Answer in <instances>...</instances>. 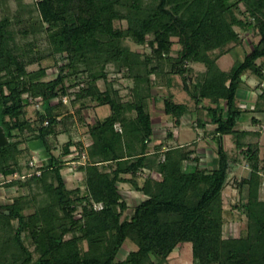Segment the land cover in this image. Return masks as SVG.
<instances>
[{"label":"trees","instance_id":"1","mask_svg":"<svg viewBox=\"0 0 264 264\" xmlns=\"http://www.w3.org/2000/svg\"><path fill=\"white\" fill-rule=\"evenodd\" d=\"M239 30L260 40L223 71L219 60L230 54L231 45L242 43ZM127 40L147 45L151 54L131 50ZM175 42L181 47L177 57L172 55ZM48 59L55 61L54 74L43 66ZM260 60L264 0H0V119L12 140L0 148V188L33 190L36 184L45 195L39 203L34 193L11 203L0 198V264H171L187 245L193 264H264V160L259 142H245L261 139L263 131L238 128L245 112L264 114ZM36 64L39 69L29 70ZM192 64L206 67L195 81ZM110 67L133 80L131 100L125 101L110 82ZM172 75L183 78L184 90L197 105L210 103L205 107L209 120L197 118L192 126H216L209 133L217 156L213 167L202 166L196 151L185 145L167 148L163 160V143L149 151L155 134L152 90L171 89ZM246 77L258 81L249 110L239 101ZM64 98L72 108L109 106L111 113L88 126L89 145L70 138L57 157L49 138L71 136L68 115L60 111L64 106L69 111ZM163 102L174 129L195 114L173 95ZM37 104L31 120L28 109ZM260 123L254 116L252 125ZM228 137L235 139L249 172L237 182L239 190L248 191L246 201L236 206L246 217V233L226 238L224 191L242 163L226 149ZM36 140L50 157L34 173L22 175L20 146ZM71 163L83 174L86 191L68 187L62 171ZM120 183H130L145 196L126 218L129 205ZM32 203L34 212L27 215ZM96 204L102 209L96 210ZM129 242L136 249L120 259Z\"/></svg>","mask_w":264,"mask_h":264},{"label":"rangeland","instance_id":"2","mask_svg":"<svg viewBox=\"0 0 264 264\" xmlns=\"http://www.w3.org/2000/svg\"><path fill=\"white\" fill-rule=\"evenodd\" d=\"M24 1L26 3L35 2V0ZM241 7L242 9H244L242 5ZM121 26L126 27V23L121 24ZM240 33L242 43L237 45H231L230 48H232V51L230 52V54L219 60V66L223 71H229L236 62L242 61L246 53L251 52V50L253 49V45L260 40V36L254 35L253 32L247 34L245 32L240 31ZM174 41H177V39H174ZM175 43L176 44L173 46L172 55L174 57H177L178 51L181 49V47L177 42ZM125 44L129 46L133 51H138L145 55L151 54V49L147 45L138 46L131 40H127ZM263 62L264 60L259 61V63ZM43 66L48 67L51 74H54V72L56 71L55 61L52 59L45 60L43 62ZM188 67L193 69L191 74L192 81H195L201 75V73L206 71V67L202 64H192ZM39 68L40 66L36 64L30 67L29 70H37ZM165 69L167 71L170 70L169 66H166ZM109 71L111 73L110 82L115 81L114 86L121 92V95L125 101L131 100L133 98V80L128 79L121 74H116L115 69L113 67H110ZM52 77L53 76H51L50 78ZM170 78L173 80L172 88L168 89L166 86L155 87L152 90L153 98L149 100V109L153 116V126L155 128L153 143L150 145L149 151L153 152L155 146L163 143V160L167 148L174 147L177 145H185L188 146L186 150L196 151V155L201 158L202 166L213 167L215 164L214 161L217 156L214 151L215 142H213L212 135L209 133L213 132L216 126L209 124L206 126L205 129H198L196 125L194 126V128L192 126V120H195L197 118H200L204 121L209 120L205 107L208 106L210 103L209 101H204L201 104L202 106L197 105L196 101L192 99V97L188 94L187 91L184 90L183 78L174 75L170 76ZM246 80H248L247 77ZM247 83L241 85L239 91V101L243 108L249 110L253 109L257 99L256 93L254 91L258 86V81L254 78H251L248 80ZM100 87L101 89L105 90L106 85L103 81L100 82ZM170 95L174 96V99L177 103L188 104L191 107L192 111L195 113L192 116H185L183 120V125L180 129H174V121L170 116H168L164 112L163 99L169 98ZM64 103L68 107L69 113L67 112L65 106L62 107L60 111L68 115L67 127L70 130L71 136L64 134L61 135L58 139L54 137L49 138L51 154L57 157L62 156L64 146L70 138L74 139L75 141L82 140L87 145H89L91 141L90 138L87 136L88 126L96 122L98 119H103L109 116L111 113L109 106L97 107L96 105L91 104V107L87 108L85 107V105L80 104L76 108H72L68 99ZM28 112V118L31 120H35L38 112L37 107L30 106ZM254 116H257L261 121L258 127L252 125V119ZM238 128L241 130H253L254 128H256L263 131V136L261 139L257 137H249L246 139L245 142H259L261 146L260 157L262 160H264V114L254 115L252 113L245 112L242 115L241 121L238 124ZM117 129L120 131L121 126L117 125ZM170 133L173 134V138L171 140L168 138ZM224 144L233 159L238 158L242 162L241 165L235 168V170L231 173L228 184L224 191V207L226 219L224 236L228 238L229 236L238 237L239 235L246 233L247 230L246 217L241 214L240 210L237 209L236 206L246 201L248 194L247 188L242 192L237 188V182H240L243 178L248 176L249 167L247 163L243 161V156L238 151L235 139L233 137L225 138ZM20 148L23 150L21 162L24 168L22 175L34 173L36 168L42 166L44 161H46L50 157V153L46 151L42 141L40 140L24 143L20 146ZM72 158L73 157H70L69 159ZM27 164L31 165L30 169L26 168ZM62 174L64 178H66L69 188L72 189L76 187H81L83 191H86V188L82 183L83 174L77 170L76 163H71L70 165L65 167L62 171ZM15 177H18V175H15L14 177H9L8 179H14ZM155 177L159 178V175L156 174ZM145 178V175L140 176L138 183L142 185L144 183ZM0 180L2 181L4 180V178L0 177ZM119 188L121 189L123 196L129 205V210L125 213L124 217H130L133 213L134 208L145 199V196H143L141 192L135 190L130 183H120ZM262 189V196L264 197V185ZM32 193L38 196L37 203H39L40 200H42L45 196L44 191L41 189V187L37 186L36 184L33 186V190H30L28 188H0V198L2 199V203H11V201L19 195H28ZM32 212H34L33 203L32 207L28 208L25 213L29 215ZM27 244L30 245V242L27 241ZM31 249L34 250L33 247H31ZM131 249H136V246L129 242L124 246V248L120 252L119 258L124 259ZM171 264H193L192 246L187 245L186 250H184L183 252L175 253L171 258Z\"/></svg>","mask_w":264,"mask_h":264},{"label":"water","instance_id":"3","mask_svg":"<svg viewBox=\"0 0 264 264\" xmlns=\"http://www.w3.org/2000/svg\"><path fill=\"white\" fill-rule=\"evenodd\" d=\"M11 141L12 140L7 136L6 130L1 124V119H0V148L10 144Z\"/></svg>","mask_w":264,"mask_h":264},{"label":"built area","instance_id":"4","mask_svg":"<svg viewBox=\"0 0 264 264\" xmlns=\"http://www.w3.org/2000/svg\"><path fill=\"white\" fill-rule=\"evenodd\" d=\"M67 101V98H64V102H66ZM36 107H37V109H39L40 108V106H39V104H37L36 105ZM48 123H46V125H47ZM121 131V130H120ZM95 209L96 210H100V209H102V204H96L95 205Z\"/></svg>","mask_w":264,"mask_h":264},{"label":"crops","instance_id":"5","mask_svg":"<svg viewBox=\"0 0 264 264\" xmlns=\"http://www.w3.org/2000/svg\"><path fill=\"white\" fill-rule=\"evenodd\" d=\"M184 122V121H183ZM183 125V124H182Z\"/></svg>","mask_w":264,"mask_h":264}]
</instances>
